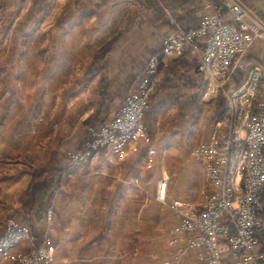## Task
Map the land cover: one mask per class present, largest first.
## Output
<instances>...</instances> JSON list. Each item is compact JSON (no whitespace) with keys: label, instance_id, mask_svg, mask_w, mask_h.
Listing matches in <instances>:
<instances>
[{"label":"crops","instance_id":"0c3cea01","mask_svg":"<svg viewBox=\"0 0 264 264\" xmlns=\"http://www.w3.org/2000/svg\"><path fill=\"white\" fill-rule=\"evenodd\" d=\"M67 1L56 0L50 16L37 24V30L43 31V39L27 40L24 37L18 42L22 46L18 60L37 63L26 69L31 87L24 95L25 102L35 115L25 118L30 128L21 136L14 128H9V119L4 125L10 130L5 134L0 132V214L6 210V214L15 215L40 234L49 227L50 232L58 237L55 264H115L116 261L117 264H156L150 254L145 256V260L142 255L147 251L164 253L154 248L158 245L160 230L153 220L157 222L162 214L154 211L144 216L143 199L128 196L125 192L137 180L134 177L137 166L131 168L130 161L134 162L133 159L139 157V142L130 147L129 154L123 159L103 150L84 165L71 162L67 152L82 149L86 137L80 126L111 122L127 94L136 87L142 76V63L135 62L134 71L129 69L128 60L142 53L140 46H153L147 35L159 29L165 30L168 34L163 37L164 40L175 34V22L183 28L198 26L207 11L206 0H167L166 4L162 0H114L99 9L97 4L101 0H81L75 8L71 7L73 16L65 24L59 41L54 43L50 30L56 24V14L59 16L63 12ZM234 1L244 6L250 17L264 23V0ZM31 9L32 4L26 11ZM131 30H139L141 36L128 37L126 34H131ZM112 40L109 51L99 56L101 47ZM8 41L6 39L5 44ZM32 43L38 45V52L27 47ZM152 51L162 54L161 48L154 47ZM68 54L71 57L69 65H59L58 60L65 62ZM6 59H11L8 52ZM247 59L249 64L259 63L264 70V39H256ZM160 60L159 66L172 62L176 73L180 71L183 77L196 83L193 90L187 92L188 107H197L207 101L206 89L199 94L197 102L193 97L200 91L201 79L207 80L197 68L194 58H169L162 54ZM247 73L248 70L239 71L236 78L241 74L243 76L236 83H241ZM262 99L264 102V96ZM171 102L173 106L181 107L180 101L173 99ZM167 103L163 101L159 104L164 106ZM153 154L154 167L157 163L154 150ZM196 162L205 178L203 164ZM205 188L208 191L207 183ZM155 190L156 196L149 200L151 206L157 209L160 203L166 205L169 198L166 197L165 202L159 198L158 183ZM68 209L69 222L59 217ZM144 218L150 221L145 238L147 223L143 222ZM5 219H0V234L3 233ZM176 223L173 213L165 261L173 257L175 249L169 241ZM258 249L264 251V237ZM62 254H69V259L64 260ZM112 254L124 255L116 260ZM126 254H131L130 257L134 255V262L127 263ZM148 257L150 262L146 261ZM0 264L11 263L0 256ZM172 264L201 262L197 252L192 250L181 261Z\"/></svg>","mask_w":264,"mask_h":264},{"label":"built area","instance_id":"2783aa9c","mask_svg":"<svg viewBox=\"0 0 264 264\" xmlns=\"http://www.w3.org/2000/svg\"><path fill=\"white\" fill-rule=\"evenodd\" d=\"M206 8L196 27L175 22L177 31L164 39L161 50L167 57L194 58L211 91L227 99L209 139L192 151L204 166L208 191L203 201L175 198L170 204L177 219L169 241L175 250L165 264L181 261L192 250L201 264H264V251L258 249L264 235V70L247 59L256 39H264V23L234 0H223V6L207 2ZM160 62L159 54L150 57L111 122L88 126L82 149L67 152L71 162L87 164L103 150L123 159L137 142L152 145L144 118ZM246 70V78L236 84L237 73ZM154 164L150 148L146 166ZM160 183L159 198L165 202L167 180ZM25 244L28 248L21 247ZM55 253L50 235L39 238L15 218L0 234V256L11 264H55Z\"/></svg>","mask_w":264,"mask_h":264},{"label":"rangeland","instance_id":"374dc122","mask_svg":"<svg viewBox=\"0 0 264 264\" xmlns=\"http://www.w3.org/2000/svg\"><path fill=\"white\" fill-rule=\"evenodd\" d=\"M55 1L56 0H0L1 133L5 134L10 127L14 128V130L19 133L20 136L22 133L29 131L30 126L26 124L25 118L33 116L35 115V113L33 112L34 110H32L30 106L25 102L24 98V95L26 96V90L31 87V81L28 75H26V69L30 68L33 65H36L37 63H32L20 59L18 60V56L20 57V55L18 54L19 52H22V46H19L18 42H20L19 40L24 37L27 40L43 39V31L37 30L38 28H36L37 24L35 22L39 18H42L44 20L46 19L45 17L50 16V12ZM80 1L81 0H68L66 3V8H75ZM220 1L223 4V0ZM207 2H213L216 4V2H214L213 0H206V3ZM31 4L33 10L31 9L32 11L30 10V12L26 11L28 9V6ZM48 8L49 12L46 13ZM22 9H24V11H21ZM57 18L58 13L56 14L54 20H56ZM176 31L177 29H175V32ZM127 32H129V30ZM134 32L137 33L132 34ZM144 33L148 34V31L144 30ZM139 34V30H131V34L127 33L126 35L128 37H139L141 36V34ZM167 34L168 31L165 33V30L159 29L155 32H152L151 35H147V38H151L153 46L151 45L149 47V45L145 44L140 47L136 46L137 48L139 47L142 50V53H140L137 58H134L133 56L130 60H128L129 69L131 68L135 71V62H141L143 67L141 74H143L146 70L150 57L154 55L152 49L154 47H157V49L160 50L161 48L162 50L163 44L161 43V41ZM147 38L145 37L144 40H146ZM6 39H8L9 41L5 44ZM27 47H30L31 51L38 52L37 44L32 43L30 46L27 45ZM6 52L11 54V59H6ZM178 57L181 56H171L169 58ZM70 62V55L65 62L61 61L60 63V61L58 60L59 65H69ZM171 64L172 62L169 63V65H161L158 67V79L153 85V95L150 110L147 114L146 120H144L145 125L148 127V132L152 137L153 143L151 146L146 145L142 141L138 143V150L140 152L139 157L137 156L135 159H133L134 162L132 160L130 161L131 168L134 167V165L137 166L136 174H134V177L137 180L133 181V185L129 186L128 190L125 191L128 196H140L143 199L142 214L144 216L147 217L149 214L151 215L152 213H154V211L162 214L161 216H159L160 218L159 220H157V222L156 220H153V222L156 223L155 225L158 230H160V238L159 240H157L158 245L154 246V248L159 249V251H163L164 253H160L158 251L154 253L147 251L142 255L145 260V256L150 254V258L152 260H155L156 264H162L163 261L165 262L164 258L168 250L167 240L169 238L171 229L169 225L171 224L173 219V212L169 208L171 201L174 198H181L194 203H200L203 200L202 198L204 197V194L207 192L205 188V178L198 168L199 164L192 157V151L195 147H197V145L209 138L214 126L213 122L211 121V117L216 110L217 102L220 95L222 94L211 91L212 87L208 79L206 82L204 81V79H201V87L204 85V82L205 84H207L206 102L204 101V103H201L200 106L197 105V107L196 105L192 107L187 106L180 108L173 106V102H171L172 100L168 99V95L171 92L180 89V91L182 92V98L186 99L184 98L183 94L186 93V95L188 96L187 92H191L196 83L190 78L183 77L180 71L176 73L175 70L172 69ZM67 68L69 69V67ZM160 74H162V77H160ZM238 76V78H235L236 82L240 80L243 74H241V76ZM6 86H9V88H4ZM194 96L195 94L193 95V97ZM163 101H167L168 103L164 106H160L159 103ZM7 119H9V122L11 123V125H9V128H7L8 126L4 125V122ZM92 124L96 123L93 122L80 126L84 130L83 133L86 139L88 136L87 128ZM59 128L60 126H58V129ZM150 148H153L157 158V163L153 168H148L146 166V159L148 157ZM163 178L167 180L166 197L169 199H167L166 205L160 203V205L156 209L154 206H151V202L149 199L150 197L156 196V183H158V192H160L162 185V183L160 182ZM157 180L158 182H156ZM135 191H137V193ZM69 216L70 211L68 209V211L61 213L59 217L61 220L67 219V221L69 222ZM4 218H6L5 225L10 218H15L22 223L27 224L13 214H6V210L4 211V214H0V219ZM145 218L143 219V222L147 224L145 225L146 228L144 227V238L145 236L147 237L148 227L150 226V221H147L148 219ZM148 218L150 219V216ZM28 226L30 227L32 233L39 238L43 237V235L45 234L50 235L56 249L58 248V237L50 232L49 227L46 228V232L40 234L37 231H34L30 225ZM62 255L64 256V254ZM68 255L69 254H65V256L63 257L64 260L69 259L67 258L69 257ZM123 255L124 254H112L113 257H116V260H118L119 257L122 258ZM130 255L131 254H126L127 263H129L130 261L134 262V255L131 257ZM150 258L148 257L146 261L150 262L148 260ZM115 264H117V261Z\"/></svg>","mask_w":264,"mask_h":264},{"label":"trees","instance_id":"16d2710c","mask_svg":"<svg viewBox=\"0 0 264 264\" xmlns=\"http://www.w3.org/2000/svg\"><path fill=\"white\" fill-rule=\"evenodd\" d=\"M114 0H101V2L99 4H97V8H101V7H107L108 5L112 4ZM214 2H216V4H218L219 6H223L222 2L220 0H213ZM163 3L166 4L167 0H162ZM224 11H227V9L224 8ZM31 14V13H30ZM73 16V13L71 12V7H67L63 10V12L58 16V18L56 19V24L54 25L53 29L50 30L51 32V37H52V41H59L60 39V36L62 34V31L64 29V26L65 24L70 21V19L72 18ZM43 21L42 18H39L36 20V24H39ZM113 42L110 41V42H107L106 44H104L101 49H100V53H99V56H102L104 54H106L108 51H109V48H110V44ZM53 47L55 48L56 46L53 45ZM162 56V54L160 55V57ZM183 56H187L188 55H182ZM197 68H198V64H197ZM207 81V80H206ZM205 81V82H206ZM204 82V85L202 87H200V91H197L196 92V95L194 96L196 102L198 101V97H199V94H202L204 92V90L206 89V85ZM182 92L180 91V89L174 91V92H171L169 95H168V99L170 100H178L180 101L181 103V107H187L189 106V99L187 98L186 94H183L184 95V98L186 99H183L182 98ZM226 109H227V99L221 94L220 97H219V100L217 102V106H216V110L214 111L212 117H211V121L213 123H215L219 118H221L225 112H226ZM263 241V236L261 237V242Z\"/></svg>","mask_w":264,"mask_h":264},{"label":"bare ground","instance_id":"6f19581e","mask_svg":"<svg viewBox=\"0 0 264 264\" xmlns=\"http://www.w3.org/2000/svg\"><path fill=\"white\" fill-rule=\"evenodd\" d=\"M161 191H162V189H161Z\"/></svg>","mask_w":264,"mask_h":264}]
</instances>
